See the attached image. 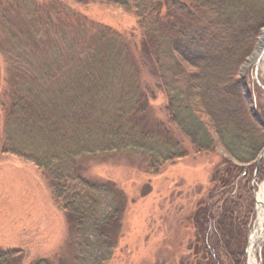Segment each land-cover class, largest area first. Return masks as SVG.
Wrapping results in <instances>:
<instances>
[{
  "label": "trees",
  "instance_id": "trees-1",
  "mask_svg": "<svg viewBox=\"0 0 264 264\" xmlns=\"http://www.w3.org/2000/svg\"><path fill=\"white\" fill-rule=\"evenodd\" d=\"M99 1L132 11L134 28L123 38H135L138 29L141 59L136 56V63L146 66L157 79L155 87L164 90L167 120L154 116L145 90L124 94L112 115L101 117L91 110L94 126L60 113L58 99L63 97L69 107L80 94L111 98L107 84L114 80L109 70L96 73L98 79L89 86L64 81L59 90L66 95L58 93L47 103L38 98L34 85L54 82L53 78L13 84L8 101L0 102V154L32 164L48 179L68 227L60 255L30 264H108L119 242L126 197L113 183L89 177L83 160L138 155L145 172L155 175L188 156L184 140L201 155L215 156L219 145L228 159L215 165L212 188L186 221L189 255L181 264H245L246 226L253 214L251 166L241 175L243 166L254 162L264 148V128L251 116L236 75L264 26V0ZM101 104L96 108L102 109ZM21 260L19 250L0 248V264Z\"/></svg>",
  "mask_w": 264,
  "mask_h": 264
},
{
  "label": "rangeland",
  "instance_id": "rangeland-1",
  "mask_svg": "<svg viewBox=\"0 0 264 264\" xmlns=\"http://www.w3.org/2000/svg\"><path fill=\"white\" fill-rule=\"evenodd\" d=\"M0 13L8 17L0 18V102L8 101V92L17 82L33 85L53 78L54 82L34 85L38 98L47 103L58 93L66 95L59 90L64 81L89 86L95 82L93 78L98 79L96 73L109 70L114 80L107 84L113 91L111 98L80 94L79 100H68H74L69 107L63 97L58 99L60 113L94 126L91 110L101 117L112 115L124 94L145 90L154 116L167 120L164 90L155 87L157 79L146 72V66L136 63V56L141 59L138 29L133 32L135 38H123L134 26L131 10L99 0H0ZM263 28L236 77L241 81L251 116L264 128V55L248 63ZM162 60L169 63L164 57ZM17 67L24 70L18 72ZM99 103L105 111L96 108ZM184 142L188 156L163 166L155 175L145 172L144 159L138 155L117 153L83 160L89 177L113 183L126 197L119 242L108 264L185 263L191 235L186 221L212 188L215 165L228 156L219 145L215 156L196 154ZM249 166L253 214L246 226L247 242L255 227L257 193L264 184V148L254 162L243 166L241 177ZM67 238L66 219L51 196L48 179L32 164L0 154V248L19 250L21 264H30L56 258L63 252ZM252 251L255 262L264 264V236Z\"/></svg>",
  "mask_w": 264,
  "mask_h": 264
},
{
  "label": "bare ground",
  "instance_id": "bare-ground-1",
  "mask_svg": "<svg viewBox=\"0 0 264 264\" xmlns=\"http://www.w3.org/2000/svg\"><path fill=\"white\" fill-rule=\"evenodd\" d=\"M261 55H264V28L260 33V40L256 47L255 52L252 54L251 58L248 60V63H251L258 59ZM257 201V216L255 221V227L252 234V242L258 237L262 227L264 229V184L259 187V191L256 197ZM249 264H257L253 257L252 249L249 251L248 254Z\"/></svg>",
  "mask_w": 264,
  "mask_h": 264
},
{
  "label": "water",
  "instance_id": "water-1",
  "mask_svg": "<svg viewBox=\"0 0 264 264\" xmlns=\"http://www.w3.org/2000/svg\"><path fill=\"white\" fill-rule=\"evenodd\" d=\"M253 116H255V114H253ZM260 159H261V156L257 159V161L259 162ZM262 234H264V229H263V227H262ZM259 239H260V238H259ZM257 240H258V239H257ZM257 240H256V242H257ZM256 242H254V243H256ZM250 244H251V243L248 244L247 249L250 248Z\"/></svg>",
  "mask_w": 264,
  "mask_h": 264
}]
</instances>
